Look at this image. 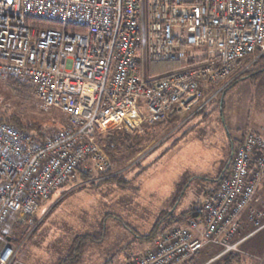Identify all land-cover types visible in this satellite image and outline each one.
Wrapping results in <instances>:
<instances>
[{"label": "built area", "instance_id": "built-area-1", "mask_svg": "<svg viewBox=\"0 0 264 264\" xmlns=\"http://www.w3.org/2000/svg\"><path fill=\"white\" fill-rule=\"evenodd\" d=\"M258 52L264 0H0V77L29 83L40 109L65 116L40 137L0 122V232L13 214L35 215L78 168L106 173L101 135L173 117L186 123L205 107L204 90H224ZM164 61L183 65L151 76L150 64ZM263 176L264 136L249 128L203 216L124 264H183L209 244L235 248L229 239ZM16 254L4 237L0 264H15Z\"/></svg>", "mask_w": 264, "mask_h": 264}, {"label": "rangeland", "instance_id": "rangeland-1", "mask_svg": "<svg viewBox=\"0 0 264 264\" xmlns=\"http://www.w3.org/2000/svg\"><path fill=\"white\" fill-rule=\"evenodd\" d=\"M259 54L250 56L238 65L236 76L229 85L243 74L257 70L261 65L257 63L261 56ZM178 64L171 61L154 62L150 64L149 73L153 77L164 76L179 69L181 66L178 67ZM9 78L0 77V120L19 114L25 122L35 120L41 123L43 132L65 124V116L59 110L40 109L33 90L19 92L9 85ZM249 80L253 78H243L219 93L221 84H212L211 91L203 96L205 107L186 123L178 118V123L172 121L149 126L143 122L136 128L124 125L114 129L145 135L147 141L133 151L115 155L104 150L112 166L106 173H97L95 170L92 173L95 178L122 176L127 183L102 182L95 187L92 183L84 185L73 177L51 199L41 201L35 215L22 217L13 214L1 229L0 242L4 235L13 238L10 244L17 251L15 264H59L66 257L68 247L75 237L96 233L103 224L107 228L104 242L88 248L84 264H102L106 261L105 254H109L108 260L124 264L123 258L129 260L132 254L148 249L151 246L148 240L146 244L143 239H140L141 243L135 244L130 241L135 237L133 231L139 235L149 233L162 209L175 211L178 220L185 217L184 211L188 209L193 197L198 199V204L204 201L201 195L207 185L198 176L214 173L223 164L231 163L238 144L236 142L233 145L231 141H240L249 128L258 129L264 134V92H261L260 81L254 84ZM256 80H264V72ZM184 175L189 180L193 178L194 183L180 190L179 187H184ZM263 179L264 176L252 201L242 211L241 226L229 239V245L235 248L223 253L225 247L216 245V249L211 252L213 256L209 264L233 253L240 252L243 255V243L258 228L264 227V215L256 216L259 212L264 214V202L258 204L256 201L259 196H264V187L259 191ZM110 216H119L133 228L132 232L125 224ZM187 217H191V214ZM185 225L187 223L177 226ZM164 227L167 225L161 228ZM173 227L161 229L154 241ZM128 231L132 236H129ZM243 264L258 263L247 258Z\"/></svg>", "mask_w": 264, "mask_h": 264}, {"label": "trees", "instance_id": "trees-1", "mask_svg": "<svg viewBox=\"0 0 264 264\" xmlns=\"http://www.w3.org/2000/svg\"><path fill=\"white\" fill-rule=\"evenodd\" d=\"M38 24L40 27L49 26L46 23H38ZM54 27H58V26L54 25ZM257 63L259 65L261 63V65L257 68V70L250 71L248 73L243 74L242 77L237 78L235 82H233L231 85L228 86V88L235 85V83L242 80L243 78H251V79L253 78V80L251 81H255L256 79H258L259 76L264 72V54L259 57ZM182 65H183L182 63H179L178 67ZM7 81L10 86H12L14 89L22 93L29 92L32 89L30 84L25 81H19L12 77H10ZM0 122H6L9 124L15 125L16 127L26 130L36 137H40L41 134L43 133V126L41 123L35 120L25 122L22 116L19 114H12L9 117L1 119ZM145 140L147 141V138L145 135L143 136L137 133L130 134L129 132H127V130H121V129L109 131L101 135L99 138V141L102 147L104 148V150L107 153L114 154V155L122 153L124 151H133L136 148H139L145 142ZM94 175L95 174H93L92 172L80 167L76 171L75 178L77 179V181L80 180L84 185L86 183H92V185L95 187L99 186V184L102 182L120 183V184L127 183V180H125L124 177L122 176H110V177L105 176L103 178H97V177L95 178ZM222 179H223V176L218 179L219 182H221ZM97 180L99 181L96 182ZM186 185L187 184L184 183V187ZM176 204H178V201H176ZM173 209H175V206L173 207ZM167 215H169L170 217L167 218ZM192 215H195V214H192ZM110 217L116 218L117 220H119V222H121L122 224H125L124 226L128 230H131L132 232L133 228L129 226L127 223H125L123 220H121L119 216H110ZM178 222L179 220L175 216V211L172 210V211L167 212L165 210V211H162L161 214H159V217L157 219V222L155 223V226L149 233L145 235H139L136 231L135 232L133 231L132 233L136 238L153 241L159 235V233L162 230H164V228L163 229L161 228L162 226L171 225V224L178 223ZM106 233H107V228H106V225L103 224L99 228V231H97L96 233L93 232V233H89L86 235L75 237L68 247L66 257L63 258L59 264H81L84 261L85 254L88 248L93 244L98 245V244L103 243ZM6 237H9V236L7 235ZM11 240H13L12 237H11ZM235 256L237 255H234V256H232V254L229 255L225 260L220 262V264L239 263L240 260L238 258H235Z\"/></svg>", "mask_w": 264, "mask_h": 264}, {"label": "crops", "instance_id": "crops-1", "mask_svg": "<svg viewBox=\"0 0 264 264\" xmlns=\"http://www.w3.org/2000/svg\"><path fill=\"white\" fill-rule=\"evenodd\" d=\"M249 81H251V80H249ZM254 82H256V83L259 82L260 87H261V92H264V80H255V81H252V83H254ZM247 83L248 82H246V84ZM256 83H254V84H256ZM206 92H208V90H204L203 91V96H204V94ZM202 100H203V97H202ZM170 119H173V120L167 119V120L161 121L159 123H163V122L164 123H170L172 121H174V122L177 121V123H178V120H179L178 117H173V118H170ZM159 123H157V124H159ZM155 125L156 124H154L153 126H155ZM263 136H264V134H263ZM242 140H243V138L240 141L237 139V140H232L231 142L234 145L236 142L240 143ZM229 167H230V162H228V164H226V165L223 164L219 168V170L216 171V172H214V173H209V174H204V175L198 176L199 179H200V181H202L205 186L207 185L206 186V191L203 192V194L201 195V196H204V199H203L204 201H205V199H206V197H207L208 194L214 193L215 191H217V189L219 188V184H220V182H219L218 179L221 178L222 176L224 177L227 174V172L229 171ZM185 177L187 178L186 180H185ZM184 183H186L187 185L185 187H182V188L179 187L178 189H180V190L182 189L183 190V188H189L194 183L193 178H190V180H189L188 176L187 175H184L183 184ZM263 187H264V179H263V183H262L261 187H259V191L262 190ZM204 201H203V203H204ZM256 201H257L258 204L261 203V202L263 203L264 202V196H262V195H261V197L259 196ZM203 203L198 204V199L195 200L194 197H193L192 198V202H190V204L188 205V209L186 211H184V214H186L185 217H182L179 220L178 223H174V224H171V225H167V227H164V228L165 229L166 228H169L172 225L175 227L177 225H182L184 223H188L191 219L201 218L203 216V211H202ZM176 207L179 210V203H178V205H176ZM162 211H165V210L162 209V210L159 211V213H161ZM189 213L191 214V217H187ZM192 214H195L196 216L195 215H192ZM156 221H157V219L155 220V222ZM244 224L246 225L245 222H244ZM128 232H129V236H132V234L130 233V231H128ZM6 236L4 235V237L6 238V240L9 242L8 238H10V241H11V237L10 236L9 237H6ZM141 240L139 238H135L134 237L133 240L131 238L130 241L135 244V243H138V242L141 243ZM130 241H129V243H130ZM150 242H151L150 243L151 246L148 249L153 248V245L155 243L154 240L153 241H150ZM143 243L146 244V240L143 241ZM216 245L217 244H209V245H207L205 247V249L201 250L196 257H194L192 260H190L188 263H185V264H200V263H197L199 261L200 262L202 261L201 262L202 264H209L208 262L210 261V258L213 256V254L211 252L214 249H216ZM90 247L91 248L97 247V245H94L93 244ZM242 248L243 249H242V252L241 253H243V255L240 254V252L239 253L237 252V253H233L232 254V256H234V255H237L238 256V257L235 256V258H238L240 260L239 263H237V264H243L244 261H245V259H247V258L248 259H251L252 261H254V262L258 263V264H264V227L261 228V229H259L254 235H252L251 237H249L243 243ZM148 249L146 248V249L141 250L139 252H144V251H146ZM105 255H106V257H105L106 261H104L102 264H116L113 261L108 260L109 259V254H105ZM226 258L227 257H224V259L219 260L218 262H214V264H218V263L220 264V262H222ZM255 258L258 259V260H255ZM123 259H124L123 260L124 263L128 260L127 257H125ZM81 264H84V263L82 262Z\"/></svg>", "mask_w": 264, "mask_h": 264}, {"label": "water", "instance_id": "water-1", "mask_svg": "<svg viewBox=\"0 0 264 264\" xmlns=\"http://www.w3.org/2000/svg\"><path fill=\"white\" fill-rule=\"evenodd\" d=\"M9 242H10V238H8Z\"/></svg>", "mask_w": 264, "mask_h": 264}]
</instances>
